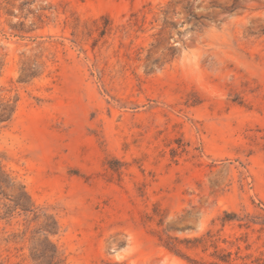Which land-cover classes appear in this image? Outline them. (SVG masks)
Listing matches in <instances>:
<instances>
[{
	"label": "rangeland",
	"instance_id": "rangeland-1",
	"mask_svg": "<svg viewBox=\"0 0 264 264\" xmlns=\"http://www.w3.org/2000/svg\"><path fill=\"white\" fill-rule=\"evenodd\" d=\"M7 101L0 264H264V0H0Z\"/></svg>",
	"mask_w": 264,
	"mask_h": 264
},
{
	"label": "trees",
	"instance_id": "trees-1",
	"mask_svg": "<svg viewBox=\"0 0 264 264\" xmlns=\"http://www.w3.org/2000/svg\"><path fill=\"white\" fill-rule=\"evenodd\" d=\"M15 106L14 104H10L9 101H7L5 104H0V123H8L11 119L12 114L14 113ZM1 183V180H0ZM22 197H25L23 199H27L28 197L26 196V193L23 192L22 194L19 195L18 199L15 200V207L16 208H21L22 211L24 212H29L30 206L24 202ZM184 242V241H183ZM186 243L189 241H185ZM195 242H200V240H195ZM182 243L181 241H178L176 239L169 238L165 243L164 247L170 251L171 253H174L176 255H179L181 257H184L183 254L181 253L178 244ZM43 257H46L49 259V264H60V261L58 260L57 254L55 251L53 252H43ZM225 257V258H224ZM227 258V259H226ZM187 259V258H186ZM220 260L224 263H227L228 260V255L223 256V258H220ZM196 263V262H195Z\"/></svg>",
	"mask_w": 264,
	"mask_h": 264
}]
</instances>
